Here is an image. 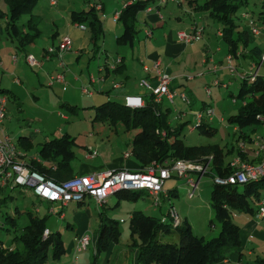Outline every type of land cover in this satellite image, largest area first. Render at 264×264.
I'll return each mask as SVG.
<instances>
[{"label":"rangeland","instance_id":"rangeland-1","mask_svg":"<svg viewBox=\"0 0 264 264\" xmlns=\"http://www.w3.org/2000/svg\"><path fill=\"white\" fill-rule=\"evenodd\" d=\"M124 1L125 0H103L105 10L108 13L120 7ZM202 1L203 0H193L192 2L195 4L196 2L199 3ZM263 1L264 0H248V3L241 6L237 11V14L241 16L244 13L247 14V17H242L238 29H247L248 41L245 42L243 37L239 38L236 33L234 34L235 37H238L236 52L233 54L231 60L234 71H230L228 67L229 64L226 59L228 45L226 39L222 35H216L214 33L217 29H222V23L214 20L207 10L190 8V11H193V15H188L187 12L183 11L178 0H166L165 3L159 2V0H153V11L156 10V5L162 18H159V20L147 19L152 30H154L155 37H158L160 41L163 34L167 33L168 30L185 28L194 19L202 20L206 29V31L204 30L205 34H202L200 38L188 43V46L185 45L187 46L186 49H189L182 58V63L185 66L173 72H184L181 74L183 77H191L198 72H202L203 76H196L197 78L193 82V86H195L194 91H187L191 99L189 103L183 102L179 98H176L174 103H169L166 99H164L162 103H168V105L171 106L167 114V119L170 121L171 125H178L183 122L181 137L186 144H199L202 146L217 145L224 152L225 162H228L235 154L227 153V150L237 145L239 133L245 131L247 134L255 136L264 132L263 122L241 124L240 121L236 119H228L229 115L236 114L239 111V107L244 101H251L253 98L249 92H245L244 99L236 97V94L241 84L242 76L254 72V68H250L252 59L249 48L254 45H259L264 51V19L260 13ZM182 2L187 4L188 1L182 0ZM88 3V0H56L55 4H50L49 0H37L32 12L40 17L39 24L42 37L43 34H49L51 31L55 30L56 26H58L61 31L67 26L70 10L88 8ZM158 4L160 5L157 6ZM0 7L4 10L7 9L4 0H0ZM65 7H67V10H64ZM177 15H179L181 19H177ZM27 17L28 15H22L21 21H25ZM146 18L147 16L144 15L143 12L138 13L136 20L138 31L134 42H136L138 38H142L143 33H141V27L146 21ZM250 19L257 24L259 28L258 33L252 32L251 26L247 23ZM102 20L104 26V46L112 55H115L116 52L120 53L125 51V62L127 66L124 72L113 74L115 81L111 84L112 87L110 86L108 90L109 93L107 92L106 96H102L105 93H100L94 83H88L85 87L93 91L94 94L89 96V94L86 93L84 97L79 99V97H77L78 94L76 97L70 94L71 90L76 94L73 88L68 87V89L63 90L60 84H53L54 86H50L47 84L48 81L46 82L41 75L39 76L40 79L37 78V82L34 84H31V81H29L30 83L23 82V80L26 81L24 73L18 75L20 78L19 82L22 83L18 88H15L14 85H10L18 95L15 96L9 92H0L2 95H5V116L0 123L1 128L8 133L13 140H16L19 134H27L31 138V147L28 150L22 148L25 159H29L31 156L36 155L42 142L46 138H52L54 136L59 137L66 132L70 134L73 139L72 149L74 153L68 156L73 172L87 170L86 168H91L92 164H103L106 166L105 161H111L118 156L121 158L126 151H130L131 139L138 131V128H125L122 121L111 124L101 119L92 120L93 108L90 107V105L98 104L106 99L124 101V97L122 94L120 95V93L126 88H129L136 78L142 74L136 51H132L129 45L118 44L116 41V34H120L122 30L120 21H116L115 28H113L107 23V19L102 18ZM72 24L74 23L72 22ZM76 29L82 32V40H84V36H89L88 30ZM160 30L162 32L160 36H158L157 32ZM209 37L211 41L206 43ZM28 45L32 47L33 44L30 43ZM159 45H161L159 47L163 51L165 44L162 42ZM218 45L222 46L220 51L216 50ZM192 49L196 50L190 51ZM204 52L215 55L216 61L213 57H208L210 55L205 56L206 58L204 61L206 62L209 60L210 66L216 63V71H213L210 66L208 67L209 69H206L204 65L201 64L200 61L202 55L204 56ZM239 52L241 54H239ZM103 57L104 54H95L92 56V52L90 51L85 53L82 52L79 63L74 62V65H76V67H82V69L85 70L87 68L86 63L88 62V71L97 73V66L99 62L100 64L103 63ZM187 59L189 61L188 65H186L188 63ZM72 67L77 69L75 66ZM21 71H27L28 74L37 76L35 72L38 71V68L37 66H31L25 63ZM258 72L264 73V65L259 68ZM86 74L88 75L87 72L85 75ZM167 74L171 79L172 77L170 74ZM6 77L7 75L3 76V78ZM81 78L85 77L81 76ZM125 78H127V83L125 85L122 84L120 88L116 89L114 83H122ZM215 78L220 80L219 84L213 83V79ZM140 79L141 78H139L138 81ZM110 81L111 80H109L108 84H110ZM224 83L226 85H223ZM66 84L67 81L65 82V85ZM1 85L7 86L3 80L0 81V86ZM204 85L210 88L211 91L209 93L205 91ZM131 90L135 92L134 89ZM256 94H258V92H256ZM202 101L210 105L214 110L211 118H208L206 114H204L203 117L207 127L214 129L212 132L202 130L197 126L192 128V125L196 124L195 114L202 110ZM64 102H69L70 104L79 103V105L77 104L76 108L71 110L63 105ZM177 108L185 112L183 117L178 116ZM161 132L163 134L165 133L163 129ZM1 134H4V132ZM93 150H95L96 153L92 156L90 154ZM88 154L92 158H90ZM206 154L189 158L199 159ZM168 158L170 161H173L179 157L174 156ZM125 159L130 163L136 162L132 154L129 158ZM125 159L123 158V161ZM155 160L159 161L157 159ZM116 162H119V160L116 159ZM53 167H55V164ZM193 175L196 178V175ZM174 186L176 187V193L161 197L160 205L156 203L153 196L142 191L136 198L130 196L118 197L117 194H113L108 196L107 204L104 203L99 206L90 198H86L85 202L79 205L70 203L68 207H63L60 212L56 213L49 211L52 202L40 199L29 187L18 185L13 189H10V187L0 188V241L2 243L0 246L2 248L23 250V243L20 242L18 236L23 231V226L29 221L28 213L34 215L38 214L39 216L45 217L48 228L59 230L60 238L64 246V252L58 257L52 252L53 243L50 244L47 254L48 264H69L73 262L72 251L76 242L74 236L82 235L87 229L91 234L94 231L96 237L100 222L104 219V217L99 215V211H102V215H105V222L108 223L110 219L118 221L115 223L118 229L117 238L112 239L108 247L102 249L97 254L94 253V248L96 247L95 240L91 239L87 248L73 253L77 254V260L74 264H136V254L140 236L137 230H131L129 219L131 213L135 209H140L161 220L170 203H173L179 212L181 222L185 220L189 224L191 230L203 241L217 235L221 225L220 220L217 218L215 219L216 212L212 206L213 198L211 189L213 187V179L211 174L206 173L201 177L193 197L187 196V189L189 186L184 177L173 175L165 179L163 183L164 189ZM255 190H260V192L264 191V185H260L257 189L246 194V198L249 199L251 205L252 200L250 199L253 193H255ZM115 203H117V205H114ZM61 212H64V217L60 215ZM229 215L231 220L239 226L241 241L238 247L227 252V255L229 254L227 256L228 263L220 260L214 264H237V260L240 262L239 264H260L259 259L264 258V218H257L256 215L248 213L246 210H239L235 207L229 210ZM12 218H14L15 222L12 221ZM68 223H70V225H68ZM158 238L161 241L176 242L179 239V232L175 228L159 231ZM238 252L241 253L240 259L237 258ZM148 264L160 263L152 261Z\"/></svg>","mask_w":264,"mask_h":264},{"label":"trees","instance_id":"trees-1","mask_svg":"<svg viewBox=\"0 0 264 264\" xmlns=\"http://www.w3.org/2000/svg\"><path fill=\"white\" fill-rule=\"evenodd\" d=\"M36 1L4 0L7 9L5 11L0 9L1 19L3 14H6V17L2 19L4 33L14 42L16 48L23 49L27 44L32 43L41 32L39 27L40 17L32 12ZM187 1L191 8L207 10L214 20L222 23V36L226 39L228 52L232 55L236 52L238 37H243L245 42L248 41L247 29H238L242 17H247V14L244 13L242 16L237 14L238 9L247 4L248 0H203L195 4L192 2L193 0ZM152 2L153 0H135L125 3L124 6L113 12L114 14L117 11L115 20L120 21L122 25V31L116 36L118 44H127L129 47L134 44L138 31L136 27L137 13L147 5H152ZM100 5V8H96L95 4H93L88 8L72 9L69 13L72 22L83 23L88 29L93 49L92 56L97 54L104 36L103 20L98 12L102 9V4L100 3ZM260 13L264 19V1L261 4ZM24 14L28 15V17L25 21H21V16ZM101 14L105 15L103 12ZM250 20L247 21L249 26H257L253 20H251L252 24H250ZM235 33L238 37L234 36ZM262 52L263 49L259 45L249 48V53L253 60H258ZM124 57V55H116L112 59L113 61L117 58L119 59L113 67V71L116 73L121 71L122 67L125 66V62H123ZM107 67L104 66V68ZM0 92H9L15 95L10 89L2 86H0ZM245 92H249L253 96L252 100L243 102L239 107V111L236 114L229 115L228 119H236L241 124L259 123L262 120L260 121L257 114L260 112L264 113V73L257 72L256 74L243 75L236 97L244 99ZM142 96L145 103L139 107H130L125 105L124 101L115 99H106L98 104L90 105L93 108L92 120L101 119L111 124L122 121L125 128H138V131L131 139L130 151H126L128 152L127 156L132 154L139 163V167L137 168H143V166H146L153 159L163 160L174 156L193 157L212 153L214 155L211 166L213 173L224 174L231 171V166L229 162H225L224 152L219 146L189 145L183 141L181 137L183 122L178 125H171L167 119V114L171 109L168 103L155 102L151 92L145 93ZM63 105L71 110H74L77 106L76 103L70 104L69 102H64ZM192 126H197L202 130L210 132L214 131L213 128L207 127L203 119ZM162 129L165 131L164 134L161 132ZM238 136L245 137L251 135L242 131ZM28 139L29 136L27 134H19L16 141L19 147L28 150L32 144ZM72 142L73 139L67 132L59 137L47 138L42 142L38 154L44 161H48V163L44 164L35 159H30L28 162L32 168L55 180L67 178L72 175L73 169L68 158L70 154L74 153ZM227 153L239 154L243 159L248 160L246 154H242L237 146L229 148ZM249 160L252 161L253 158ZM54 164L55 167H53ZM260 185H264L263 177L246 183L224 185L213 181L211 189L212 206L216 212L215 219L220 220L221 226L218 234L206 241L198 237L185 220H182L179 225L174 227L167 218L166 220H160L140 209L133 210L129 217L131 230H137L140 236L136 264H148L152 261H157L160 264H214L217 261L223 260L228 256L227 252L238 247L241 241L239 226L231 220L229 210L235 207L253 214L254 207L251 205L249 199L246 198V194L257 189ZM10 189L13 188L10 187ZM166 191L167 195L175 194L176 187L167 188ZM115 192L118 197L130 196L132 198H136L142 193V191H128L125 189ZM102 213V211H99L100 216H102ZM28 216L29 221L23 226V231L18 236L20 242L23 243V250L2 248L0 246V264H48L47 254L51 243H53L52 252L54 255L59 257L64 252L59 230L49 228L48 234L43 236L44 229L48 228L45 217L31 213H28ZM104 220L105 217L100 222L97 235L94 238L96 246L94 248L95 254L107 248L110 241L117 238L118 229L115 223L118 221L110 219L107 223ZM12 221L15 222L14 218H12ZM68 225L70 224L68 223ZM171 228L178 230V241H161L158 238V232ZM259 262L260 264H264V258H260Z\"/></svg>","mask_w":264,"mask_h":264},{"label":"built area","instance_id":"built-area-1","mask_svg":"<svg viewBox=\"0 0 264 264\" xmlns=\"http://www.w3.org/2000/svg\"><path fill=\"white\" fill-rule=\"evenodd\" d=\"M160 2L165 0H159ZM50 4H55L56 0H49ZM100 3L95 2V7L100 8ZM153 8L152 5H147L144 10L149 11ZM244 15V14H243ZM114 18L117 17V11L113 14ZM252 24V21L249 22ZM74 24L80 28H84L83 23L77 21ZM253 33H258L257 26H251ZM204 32V25L201 23H194L189 30L181 29L177 31L179 40L190 43L201 37ZM218 34H222V30H217ZM71 48V39L68 35L61 38L57 45H50L46 49L45 57H49L50 53H56L59 56L65 50ZM232 54L227 53L226 59L229 64V70L234 71L231 65ZM26 61L32 66L41 65V60L33 53H26ZM115 61H111L110 67H114ZM264 65V51L261 53L258 60H252L250 68H254L253 74H256L261 66ZM145 68H147L145 66ZM210 68L213 71L217 70V64H211ZM154 76L157 80L156 85H151L145 78L138 81V85L153 94L155 102H163L166 99L169 103H174V99L180 98L185 102H190V97L185 90H177L169 86L170 77L159 66L158 62L154 64ZM253 77V76H252ZM93 80V79H92ZM66 82L63 71H57L49 74L48 85L54 83ZM219 79H213L214 84H219ZM82 90L90 93L91 91L83 86ZM205 91L210 92V88L205 86ZM124 104L130 107H139L145 103L143 96L139 93H130L124 95ZM214 110L210 105H205L201 111L195 114L196 122H200L204 114L211 118ZM184 113L178 111V116L183 117ZM5 116V95L0 93V123ZM257 117L264 123V113L260 112ZM194 126H192L193 128ZM249 144L250 150L247 148ZM238 149L243 153H250L254 157V161L243 159L241 155L235 154L228 161L231 166V171L224 174L213 173L211 166L213 164L214 155L206 154L199 159H190L189 157H179L173 161L169 158L156 161L152 160L148 165L143 168H114L91 170L86 173L74 174L61 180H55L52 177L46 176L44 173L32 168L29 164L30 159L39 160L36 156L29 159L24 158V153L15 140L8 133L0 134V188L11 187L15 188L18 185L29 187L33 193L40 199L48 200L52 203H58V206L49 208L51 212H60L62 207L71 201L80 202L85 201L86 198L93 200L97 206L103 205L108 195L117 190L125 189L128 191H145L147 194L153 196L156 203H160V198L167 195L166 189L163 188L165 179L174 176L184 177L188 184L187 196L193 197L198 187L199 180L206 173L212 174V179L215 183L234 184L246 183L248 181L258 180L264 178V132L255 136H246L238 140ZM96 152L93 150L91 155ZM128 152H125V156ZM196 175V178L194 175ZM164 195V196H163ZM252 205L254 207V215L257 218H264V191L260 192L255 190L251 197ZM225 205V204H224ZM62 213V212H61ZM62 216V214H60ZM171 222L175 227L181 223L180 214L176 207L171 203L169 204L166 213L163 215L162 220ZM49 228H45L43 236H46ZM92 234L85 232L76 238L74 252L81 251L90 243ZM77 260V254H73L74 264Z\"/></svg>","mask_w":264,"mask_h":264},{"label":"crops","instance_id":"crops-1","mask_svg":"<svg viewBox=\"0 0 264 264\" xmlns=\"http://www.w3.org/2000/svg\"><path fill=\"white\" fill-rule=\"evenodd\" d=\"M132 1H135V0H125L122 3V5L118 8L120 9L122 6L125 5V3L132 2ZM172 1H175V0H172ZM88 2H89L88 3L89 6L95 4V2L101 3L102 9L98 11L99 14L101 15L102 18L107 19L108 20L107 23H109L113 28H115V25H116L115 22L117 20H115V18L113 16V12L115 10H117L118 8H115L112 12L108 13L105 10V4H104L103 0H88ZM162 2L165 3L166 0L162 1ZM153 3L154 2H152L153 8L151 10L146 11V10L142 9V10L138 11V13L143 12V14L147 16V18L145 19L146 21L144 22V24H142L143 26L141 27V33H143L142 38H138L137 41L134 42V44L132 46H130V48L132 51L135 50L137 53V59H138V62L140 63L139 65H140L142 74L136 78L134 83L131 86H129V88H126L122 93H120V95L122 94L123 97L125 94H130V93H139L141 95H144L145 93L149 92V89H145V88L140 87L138 85V79L139 78H145V79H147V81H149V83L151 85H156L157 80L154 76L155 75L154 74L155 62H158V66L163 71L170 74V76L172 78L170 79L169 86L171 88H175L177 90H185L186 92L187 91H189V92L194 91L195 86H193V84H194L193 82L197 78L196 76H198V77L203 76L202 72H198V73L195 72L196 74L191 76V77L181 76V74L184 72H180V73L173 72V71L178 70L180 68H183V66H185L182 63V58L186 54L185 52H188V50H189V49H186V47L188 46V43H185V42L178 39L177 31L181 30V29L189 30L190 27L196 22L203 24L202 20L194 19L185 28L170 29V30H168L167 33L163 34L162 39L160 41L158 37H155L154 30H152L151 25H149V23L147 21V19L159 20V18H162V15L159 13L158 7H155L156 10L153 11V9H154ZM178 3L183 8V11L187 12L188 15H193V11H190L191 6H190L189 2H187V4H185L182 2V0H178ZM159 5H157V6H159ZM0 9H2V8L0 7ZM2 10H4V9H2ZM64 10H67V7H65ZM101 12H103L105 15L103 16L101 14ZM138 13H137V16H138ZM5 17H6V14L4 13L2 16V19ZM68 17H69V21L67 22V26L65 28H63L61 31L59 30L58 26H56L55 30L51 31L49 34H43V37L41 34L42 32H40L39 36L31 43V44H33L32 47H29L30 45L27 44L23 49L16 48L14 46V42L4 33V30H3L4 23L2 22V19L0 18V81L3 80V82L5 84H7V86L1 85L2 87L10 89L12 93H14L15 95H18L17 92L15 90H13L10 85H14L15 88H18L19 85L22 84L19 82V79H20L18 77L19 74L24 73L26 81L23 80V82L30 83L29 81H31V84H34L37 82L36 80H37V78H39L40 75L47 82L49 74L54 73L56 71H63L65 73L64 75H65V79L67 81V84L65 85L64 83L56 82V84L54 83V85L60 84L61 88L63 90L68 89V87L73 88L76 92V94H74L73 90H71L70 94L73 97H76V95L78 94L77 97H79V99H81L82 97H84V94H86V93L89 94V96H92L94 94L93 91L88 93V92H85L82 90V87L86 86V84H88V83H90V84L94 83L95 86H97L98 91L100 93H105L102 96L107 95V92L110 89V86L112 87L111 84L115 81L113 74H116V72L113 71V68L108 66V65H110L109 62H111L112 59L114 58V56H116V55H119V56L124 55L125 56V53H124L125 51L120 52V53L116 52L115 55L110 54L108 52V49L104 46V39H103V42L101 43V45L98 49V52H97V54H104L103 63L100 64V62H99L98 66H97V73L93 72V71H88V69H89L88 68V65H89L88 62L86 63L87 68L85 70H83L82 67H76V65H74V62L79 63V60L81 58V53L82 52L85 53V52L90 51L93 54V49H92L91 41L89 38L90 36H87V37L84 36V40H82V38H81L82 32L80 30L76 29V28H80V27L76 26L75 24H72L69 14H68ZM176 17H177V19H181L179 15H177ZM39 27H40V24H39ZM80 29L88 30L86 27L80 28ZM204 30L206 31L205 28H204ZM205 31L203 32V35L205 34ZM161 32H162L161 30L159 32H157V35L160 36ZM214 33L216 35H218L217 30L214 31ZM65 35H68L71 39V48L69 50L63 51L60 56L54 52V53H50L49 57L46 58L45 54H46L47 47L50 46L51 44L57 45L59 43V41L61 40V38ZM116 35H118V34H116ZM210 41H211V38L209 37L208 40H206V43H209ZM162 42L165 44V48L163 51L159 47V46H161L159 44H161ZM141 44H143V45H141ZM185 45H187V46H185ZM190 48H192V47H190ZM221 49H222L221 45H218L216 47L217 51L218 50L220 51ZM194 50H196V49H192L190 51H194ZM19 52H22V53H19ZM26 53H33L37 58H39L41 60V65L39 67L37 66L38 71L35 72V74H37V76H34L33 74H28L27 71L26 72L21 71V69L24 68L25 63L28 64V62L25 59ZM239 54H241V53L239 52ZM208 55H210V56H208ZM205 56L213 57V59L215 60V55L214 54L211 55V53H209V52H207V53L204 52V56L202 55L200 62H201V64L204 65V67L206 69H209L208 67L210 66V61L208 60L205 62L204 61V59L206 58ZM125 58H126V56L124 57L123 62H125ZM188 59H187V61H188ZM188 64H189V61L186 65H188ZM72 66H75L77 69H75ZM104 66L105 67L108 66V67L104 68ZM145 66L147 68H145ZM126 68H127V66H126V62H125V66L122 67V70L119 71V73L124 72V70ZM85 71L88 73V75L87 74L85 75V73H86ZM4 75H7V77L3 78ZM81 76H84L85 78H81ZM127 78H128V76H127ZM127 78H125L122 83L121 82H119V84L114 83L115 88L116 89L120 88L122 84L125 85L127 83ZM109 80H111L110 84H108ZM54 85H50V86H54ZM223 85H226V84L224 83ZM205 86L206 85H204V88H205ZM131 89H134L135 92H133V90H131ZM189 92H187V94H189ZM181 101H183V100H181ZM202 102H203V104H202V109H203L205 106V103H204V101H202ZM77 104L79 105V103H77ZM177 111H180V109L177 108ZM182 112L185 114L184 111H182ZM3 132L6 133L0 126V134ZM240 138H242V136H238V140ZM29 140L31 141L30 136H29ZM15 142L17 143L16 140H15ZM20 148L22 150V147H20ZM247 148L249 149V151H251L249 144L247 145ZM243 153L246 154V156L248 157V160L252 159V158H253L252 161L255 160L254 157L250 153H245V152H243ZM90 155L88 154L89 157H90ZM33 156H35V157L37 156L39 158L38 161H41L44 164L48 163V161H44L40 157L38 152L36 155H33ZM129 157H130V155L127 157L123 155V157H121V158L119 156L115 157L111 161H105L106 166H104L103 164H92L91 168H86L87 170H83V171L80 170L78 172H73V170H72V175L86 173V172H89L91 170H101V169H105V168L114 169V168H137V167H139V163L137 161L130 163L128 160L125 159V158H129ZM90 158H92V157H90ZM123 158L125 159L124 161H123ZM116 159L119 160V162H116ZM249 161H251V160H249ZM113 194H116V192L112 193L108 196H111ZM107 198H106V201L104 202L106 204L108 202ZM83 202H85V201H83ZM83 202L71 201L68 204L64 205L63 207H68V205L70 203H75L76 205H79ZM76 205H73V206H76ZM158 205H160V203H158ZM52 206H58V203H52L50 207H52ZM61 214L63 217L65 216L64 212H62ZM102 216L105 217V215H102ZM85 232H89V231L86 229ZM77 237L78 236H76V235L74 236L75 241H76ZM94 238H95V233L93 231L92 232V239H94ZM74 246H75V244H74ZM74 246H73L72 255L74 253ZM240 255H241L240 252H238L237 253L238 259H240ZM222 261L226 263L228 261L227 257L224 258ZM71 263L72 262H70L69 264H71ZM239 263L240 262H238V260H237V264H239Z\"/></svg>","mask_w":264,"mask_h":264},{"label":"clouds","instance_id":"clouds-1","mask_svg":"<svg viewBox=\"0 0 264 264\" xmlns=\"http://www.w3.org/2000/svg\"><path fill=\"white\" fill-rule=\"evenodd\" d=\"M160 2V1H159ZM153 6V5H152ZM156 7V6H155ZM75 22V21H74ZM198 23V22H197ZM203 25V24H202ZM205 28V27H204ZM218 30V29H217ZM222 30V29H221ZM219 35V34H218ZM222 35V34H221ZM202 36V35H201Z\"/></svg>","mask_w":264,"mask_h":264}]
</instances>
